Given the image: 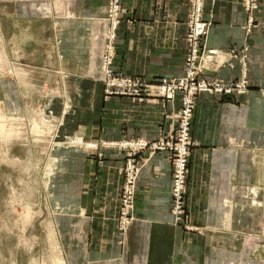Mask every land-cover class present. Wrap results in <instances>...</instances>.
<instances>
[{
    "label": "crops",
    "instance_id": "1",
    "mask_svg": "<svg viewBox=\"0 0 264 264\" xmlns=\"http://www.w3.org/2000/svg\"><path fill=\"white\" fill-rule=\"evenodd\" d=\"M108 5L0 0L2 68L15 71L0 74V104L13 116L44 107L68 136L52 150L46 174L66 264H264V0H258L249 35L243 0H205V18L212 21L206 47L217 52L206 63L205 79L231 83L245 73L249 91L197 96L183 222L172 214L170 153L145 152L136 220L122 245L117 222L126 158L103 144L168 136L181 96L173 102L107 96L102 56ZM121 5L116 70L149 83L184 76L189 0Z\"/></svg>",
    "mask_w": 264,
    "mask_h": 264
},
{
    "label": "built area",
    "instance_id": "2",
    "mask_svg": "<svg viewBox=\"0 0 264 264\" xmlns=\"http://www.w3.org/2000/svg\"><path fill=\"white\" fill-rule=\"evenodd\" d=\"M205 0H189V15L187 22V55L184 66V76L149 83L141 76H118L114 70L117 31L122 20L121 0H109V27L106 34L107 44L103 58L104 81L107 85V96H123L138 98L142 96L158 97L173 102L177 95L181 96V107L178 123L171 134L157 141L131 140L121 143H106L126 153L124 169V184L121 193L119 211V228L126 233L134 220L136 208L137 183L139 178L138 158L144 152L150 155L159 151L170 153L172 166V200L176 220L182 222L187 215V186L189 179V158L192 149L191 128L196 110V99L199 94H221L224 96L244 95L249 91L246 74L235 82L226 83L223 80H207L204 72L206 63L211 62L217 52L207 50L206 40L212 21L205 18ZM247 21L244 25L246 34H251L256 26L255 13L258 0H243ZM245 48L242 59L245 60ZM235 57H237L235 55ZM264 96V88L260 90ZM98 149V145L95 150Z\"/></svg>",
    "mask_w": 264,
    "mask_h": 264
},
{
    "label": "rangeland",
    "instance_id": "3",
    "mask_svg": "<svg viewBox=\"0 0 264 264\" xmlns=\"http://www.w3.org/2000/svg\"><path fill=\"white\" fill-rule=\"evenodd\" d=\"M107 21L109 25L108 17ZM104 55L105 52L102 56V71ZM116 55L117 53H115V62ZM115 62L116 75L131 76L119 73L116 70ZM4 63L5 56L0 53V74L6 73L7 76H13L15 71L8 67L6 69L2 68L1 65ZM164 79L173 80L177 78ZM103 82L105 90H107V85L105 81ZM32 109H29L28 114L30 115L28 116L19 114L13 116L10 114L7 119L0 121V131L2 123H5L9 133L8 136L5 131L0 132V135L6 134L8 136L5 141H3L5 137L3 139L2 135L0 138L2 141H0V264H66L64 248L59 243V234L54 226L56 224L54 219L52 220L53 204L48 196L49 188L52 189V177L51 174H49L50 177L46 174L48 166L54 161L52 150L59 148L57 143L62 142L60 137L66 140L68 136H62V124L59 128V120L56 121L52 114H48L46 108L40 107L35 111H31ZM49 121L51 123H48ZM174 123L177 125L178 120ZM13 134L14 136H12ZM124 141L128 140L113 143L117 144ZM194 143L192 139L191 151L194 148ZM103 146L120 150L114 146H106V143ZM90 154H92V151H90ZM124 154L126 158V153L124 152ZM148 159L149 157H145V152L139 156V175ZM57 197L61 198L59 192H57ZM135 212L133 223L136 220ZM172 214L176 223L182 222V220H176L173 208ZM118 222L117 230L121 236L120 244L122 245L123 238L128 234L130 228L126 233H123Z\"/></svg>",
    "mask_w": 264,
    "mask_h": 264
},
{
    "label": "bare ground",
    "instance_id": "4",
    "mask_svg": "<svg viewBox=\"0 0 264 264\" xmlns=\"http://www.w3.org/2000/svg\"><path fill=\"white\" fill-rule=\"evenodd\" d=\"M6 65V64H5ZM2 66V65H1ZM21 74H23V73H21ZM24 82V81H23ZM9 115L10 114H8L7 112H6V110H5V108H4V106L2 105V104H0V121L1 120H5V119H7L8 117H9ZM12 121V120H11ZM2 122H4V121H2ZM1 122V123H2ZM5 122H7V121H5ZM48 123H51V121H49ZM2 129H1V131L0 132H2V131H5L7 134H8V136H9V133H8V130H7V128H6V126H5V123L3 124L2 123V127H1ZM2 135V134H1ZM1 135H0V138H1ZM4 135H6V134H4ZM4 135H2V138L3 137H5V139L3 140V141H5V140H7L6 138L8 137L7 135L6 136H4ZM16 135V134H15ZM12 136H14V134L12 135ZM10 138H12V137H10ZM19 139V138H18ZM1 141V140H0ZM8 141H10V140H8ZM2 142V141H1ZM97 147V145H95V144H90L89 145V148L90 149H94V148H96ZM26 215V214H25ZM28 216V215H27ZM133 223V222H132ZM132 223H131V225H132ZM130 225V226H131ZM130 228V227H129ZM128 228V229H129ZM53 237V236H52Z\"/></svg>",
    "mask_w": 264,
    "mask_h": 264
}]
</instances>
